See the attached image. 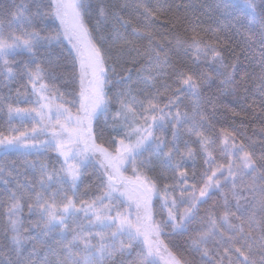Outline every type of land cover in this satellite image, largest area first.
<instances>
[{"label": "snow or ice", "instance_id": "obj_1", "mask_svg": "<svg viewBox=\"0 0 264 264\" xmlns=\"http://www.w3.org/2000/svg\"><path fill=\"white\" fill-rule=\"evenodd\" d=\"M181 7L0 8V87L27 105L0 97V264H264V127L220 124L209 94L250 91L226 58L244 29L264 112V0H219L214 28Z\"/></svg>", "mask_w": 264, "mask_h": 264}, {"label": "trees", "instance_id": "obj_2", "mask_svg": "<svg viewBox=\"0 0 264 264\" xmlns=\"http://www.w3.org/2000/svg\"><path fill=\"white\" fill-rule=\"evenodd\" d=\"M219 0H161V3L171 4V5H182L180 9V14L186 16L191 24H197L200 28L204 27H216L217 17L219 12L215 11V5ZM13 0H0V8H8L12 5ZM183 5L187 6V10ZM171 14H169V18ZM163 19V17H161ZM184 27H189V24H184ZM247 31L241 29L240 33L229 32L228 36L232 41L233 48L236 49L235 54L227 53L226 58L228 63L235 64L237 69L240 71V75H244L243 69L247 68L249 77H246L248 81V88L250 91H245L241 87L234 95H225L220 94L215 86L211 89L209 94L215 93L218 96V102L216 105L215 111V120L219 121L220 124L224 126H234L241 128L248 135L253 136V131L257 133L261 127H264L261 119L253 118V111L261 116H264V112L259 108V100H256V104L253 108H249V104H252L253 99L256 94L255 85L258 83L253 78L255 75L259 74V47L253 41L246 39ZM223 38V34H222ZM177 57H173L176 59ZM180 58H186L184 53H180ZM218 83V81H217ZM12 89L9 93L8 88L0 87V97L11 96L12 102L19 101L20 106H27L23 96L17 97L16 89L23 88V82H18L10 85ZM63 90V89H62ZM209 112H212V109H209ZM243 121V125H241ZM18 127V124L13 125ZM9 132V123L6 110L0 111V133L8 134ZM255 139V137H253ZM2 155V154H0ZM17 159L15 154H8L5 157V160L11 162ZM198 259V258H197Z\"/></svg>", "mask_w": 264, "mask_h": 264}, {"label": "rangeland", "instance_id": "obj_3", "mask_svg": "<svg viewBox=\"0 0 264 264\" xmlns=\"http://www.w3.org/2000/svg\"><path fill=\"white\" fill-rule=\"evenodd\" d=\"M161 264H163V262H161Z\"/></svg>", "mask_w": 264, "mask_h": 264}]
</instances>
